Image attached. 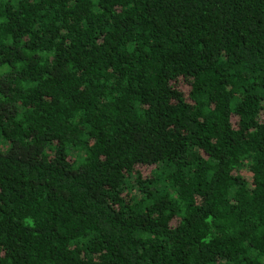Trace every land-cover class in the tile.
<instances>
[{
	"label": "trees",
	"instance_id": "obj_1",
	"mask_svg": "<svg viewBox=\"0 0 264 264\" xmlns=\"http://www.w3.org/2000/svg\"><path fill=\"white\" fill-rule=\"evenodd\" d=\"M0 264H264V0H0Z\"/></svg>",
	"mask_w": 264,
	"mask_h": 264
}]
</instances>
